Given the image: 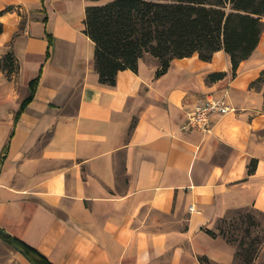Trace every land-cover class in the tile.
Here are the masks:
<instances>
[{
  "label": "crops",
  "instance_id": "0c3cea01",
  "mask_svg": "<svg viewBox=\"0 0 264 264\" xmlns=\"http://www.w3.org/2000/svg\"><path fill=\"white\" fill-rule=\"evenodd\" d=\"M90 5L0 0V61L13 53L17 67L0 65V230L50 264H236L237 249L208 231L231 214L264 215V86L251 87L264 33L236 77L224 51L175 59L160 77L146 54L108 87L85 34ZM217 73L227 77L210 81ZM209 94L235 111L214 116L208 135L185 131ZM18 253L0 264H31Z\"/></svg>",
  "mask_w": 264,
  "mask_h": 264
},
{
  "label": "trees",
  "instance_id": "16d2710c",
  "mask_svg": "<svg viewBox=\"0 0 264 264\" xmlns=\"http://www.w3.org/2000/svg\"><path fill=\"white\" fill-rule=\"evenodd\" d=\"M90 1L95 5L86 8L85 34L96 47L94 66L99 82L108 87L117 85L121 71L137 73L139 61L146 54L159 59L161 68L157 76L160 77L175 59L198 55L210 62L217 52L224 51L233 66L232 77H236L241 63L255 53L264 33V0ZM49 42L51 47L50 36ZM4 61L0 65L11 75L17 68L14 54L9 53ZM41 77L42 70L31 83L32 95L22 105L17 120L33 101ZM225 77L227 73H217L209 80ZM263 86L264 75L251 85L256 89ZM257 164L256 160L251 162L249 174L256 172ZM208 234L216 238L213 231ZM0 239L9 245L15 243L31 264H50L36 250L2 230ZM255 252L252 247L246 257L248 264H254ZM201 261L209 263L207 258Z\"/></svg>",
  "mask_w": 264,
  "mask_h": 264
},
{
  "label": "rangeland",
  "instance_id": "374dc122",
  "mask_svg": "<svg viewBox=\"0 0 264 264\" xmlns=\"http://www.w3.org/2000/svg\"><path fill=\"white\" fill-rule=\"evenodd\" d=\"M214 233L216 238H222L237 249L236 264H248L246 257H249L252 247L256 250L255 260L264 250V215L254 211L231 214L217 223ZM18 252L0 239L1 261L10 258L13 253L19 256Z\"/></svg>",
  "mask_w": 264,
  "mask_h": 264
},
{
  "label": "built area",
  "instance_id": "2783aa9c",
  "mask_svg": "<svg viewBox=\"0 0 264 264\" xmlns=\"http://www.w3.org/2000/svg\"><path fill=\"white\" fill-rule=\"evenodd\" d=\"M233 111H235V109L230 107L225 97L209 94L195 106V109L189 115L183 129L185 131L196 130L202 134L208 135L212 131L211 122L214 116H224Z\"/></svg>",
  "mask_w": 264,
  "mask_h": 264
},
{
  "label": "water",
  "instance_id": "95a60500",
  "mask_svg": "<svg viewBox=\"0 0 264 264\" xmlns=\"http://www.w3.org/2000/svg\"><path fill=\"white\" fill-rule=\"evenodd\" d=\"M13 248H15L16 250H18L19 252H22L15 243L12 244Z\"/></svg>",
  "mask_w": 264,
  "mask_h": 264
},
{
  "label": "bare ground",
  "instance_id": "6f19581e",
  "mask_svg": "<svg viewBox=\"0 0 264 264\" xmlns=\"http://www.w3.org/2000/svg\"><path fill=\"white\" fill-rule=\"evenodd\" d=\"M223 64V62H219L218 60H216V65H218V66H221Z\"/></svg>",
  "mask_w": 264,
  "mask_h": 264
}]
</instances>
